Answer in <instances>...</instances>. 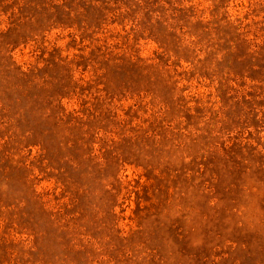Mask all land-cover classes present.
<instances>
[{"label":"rangeland","instance_id":"1","mask_svg":"<svg viewBox=\"0 0 264 264\" xmlns=\"http://www.w3.org/2000/svg\"><path fill=\"white\" fill-rule=\"evenodd\" d=\"M0 264H264V0H0Z\"/></svg>","mask_w":264,"mask_h":264}]
</instances>
